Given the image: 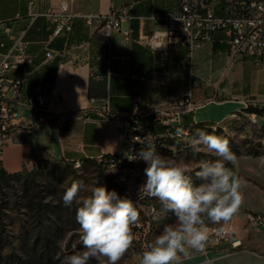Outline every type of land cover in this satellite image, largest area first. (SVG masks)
<instances>
[{"label":"crops","instance_id":"0c3cea01","mask_svg":"<svg viewBox=\"0 0 264 264\" xmlns=\"http://www.w3.org/2000/svg\"><path fill=\"white\" fill-rule=\"evenodd\" d=\"M62 1L68 2L76 16L68 34L54 36L52 22L33 13L57 7ZM224 5L211 3L217 15L225 13ZM120 7L131 16L121 23L129 34H111L106 59L99 51L105 45L101 31L88 26L82 15L108 14ZM178 10V0H33L30 7L28 0H0V61L21 34L26 42L25 57L30 59L18 70L6 72L23 78L19 99L36 83L55 85L65 93V99L51 111L18 107L16 124L0 153V167L12 173L41 160L73 162L124 152L125 120L135 97L140 98L139 108L144 111L174 103L191 91L192 107L181 115L184 125L221 123L242 112L247 104L263 106L264 66L230 56L221 32L191 53L176 37L163 40L159 50L151 49L146 43L149 36L164 29L162 22L151 16ZM47 49L66 53L61 66L58 56L45 57ZM56 112H65L67 117L58 122ZM137 122L155 130L160 127L140 113ZM166 137L175 138L160 135ZM231 222L235 231L229 239L209 245L204 253H192L182 264H204L205 260L211 264H264V226L247 222L239 211ZM238 245L243 248L227 251Z\"/></svg>","mask_w":264,"mask_h":264},{"label":"rangeland","instance_id":"374dc122","mask_svg":"<svg viewBox=\"0 0 264 264\" xmlns=\"http://www.w3.org/2000/svg\"><path fill=\"white\" fill-rule=\"evenodd\" d=\"M196 129H203L226 138L236 156L232 170L242 178L243 203L239 213L264 214V114L238 112L221 123H204L190 126L181 140H171L162 146L161 154L189 162L194 169L201 160L216 157L199 153L193 155L189 138ZM143 161L121 160L115 169L108 168L100 159H86L77 167L61 159L41 160L19 170L20 175L0 180V264H59L57 254L63 256L80 248L79 225L73 202L65 206L62 196L73 181L83 180L89 191L98 185L115 190L121 197L134 203L139 199L140 186L145 182ZM193 180H196L193 173ZM140 223L133 228L134 241L119 264H139L140 253L175 217L164 212L158 201L145 197ZM42 205L38 212L37 206ZM159 213V221L153 219ZM213 224H209L212 226ZM48 247L41 245L42 237ZM90 264H97L95 260Z\"/></svg>","mask_w":264,"mask_h":264},{"label":"clouds","instance_id":"9594fccd","mask_svg":"<svg viewBox=\"0 0 264 264\" xmlns=\"http://www.w3.org/2000/svg\"><path fill=\"white\" fill-rule=\"evenodd\" d=\"M176 137L186 135L182 127ZM193 155L207 153L214 160H201L196 169L185 160H176L157 151L155 137L148 133L143 146L130 148V162L146 164L145 182L140 186L139 199L133 202L115 190L98 185L90 189L83 180L73 181L63 193L65 206L76 202L75 220L79 225L81 247L55 259L59 264H119L134 241L133 228L140 223L145 197L158 201L164 212L175 221L166 224L140 253L139 264H182L192 253H204L213 242L209 224H227L243 203L244 181L232 168L236 156L229 141L203 129H196L189 138ZM193 173L199 183L193 180ZM153 219H161L159 213ZM204 264H211L205 260Z\"/></svg>","mask_w":264,"mask_h":264},{"label":"built area","instance_id":"2783aa9c","mask_svg":"<svg viewBox=\"0 0 264 264\" xmlns=\"http://www.w3.org/2000/svg\"><path fill=\"white\" fill-rule=\"evenodd\" d=\"M71 1V0H69ZM179 10L176 12L166 11L158 16H151L154 21L162 22L164 29L155 30L149 36L146 43L153 50L162 48L163 40L176 37L188 45L190 53L194 48L201 45L203 41L212 39L215 32L222 33V41L227 45L229 55L237 58H249L264 66V0H178ZM224 3L223 15L215 14L211 3ZM33 0H28L29 7ZM53 24L52 35L68 34L72 30L73 20L76 16L66 1L59 3L57 7H49L41 13ZM84 22L88 26H96L104 38V46L100 48L106 59L110 56L109 38L113 32H121L128 35L129 32L122 30L121 23L131 18L125 9L120 7L110 11L108 14H84ZM8 30V28H6ZM25 40L23 34L13 39L10 47L2 54L0 61V153L9 137L12 127L16 124L18 107L25 106L38 111H51L65 99V93L55 85L45 86L40 83L33 84L27 91L26 96L20 100L19 95L23 89L22 77H10L7 71L18 70L22 64L30 62L25 57ZM3 46V42H0ZM66 53L54 52L47 49L46 58L58 56V65L63 64ZM93 76H97L92 73ZM191 91L182 94L174 103H165L155 109L141 111L139 108V97L133 101V110L125 120L127 147L124 152V160L127 159L130 148L139 149L148 133L155 137L157 151L162 152V146L166 142H160V135H174L177 127H182L181 115L191 109ZM95 102V98L90 99ZM55 111V110H54ZM141 111V112H140ZM138 113L149 116L154 123L165 126L158 133L149 131L147 124L137 122ZM58 122L67 117L65 112H56ZM109 114L106 118H109ZM186 133V127H182ZM175 136V135H174ZM184 137V136H183ZM176 137V138H183ZM102 160L108 168L115 169L116 165H107V157ZM75 167V161L72 162ZM247 222L257 226H264V214L257 212L244 213ZM235 227L230 221L227 224H213L210 229L212 243L217 246L229 239L234 233Z\"/></svg>","mask_w":264,"mask_h":264},{"label":"trees","instance_id":"16d2710c","mask_svg":"<svg viewBox=\"0 0 264 264\" xmlns=\"http://www.w3.org/2000/svg\"><path fill=\"white\" fill-rule=\"evenodd\" d=\"M243 111L244 112H247V113H256V114H264V105L261 106V107H257V106H253L252 104H247V106L245 108H243ZM205 122H196V123H193L192 125H197V124H204ZM160 127L155 130L153 127H151L150 125L147 124V127L149 129V131L153 132V133H158V132H161L165 129V126L163 125H160L158 124ZM182 127H186L187 131L189 130L190 126L192 125H184V124H181ZM171 140H175V138L173 137H166V138H160V142H166V143H169ZM119 154H113L112 156H118ZM105 156H108V155H105ZM86 160V159H84ZM81 162L83 160H80ZM228 167H231V164L229 163L227 165ZM20 175V172L19 171H16V172H12V173H7L5 172L1 167H0V180H5V179H9V178H14V177H17ZM42 205L40 204L39 206H37V210L38 212L40 210H42ZM41 241V245L43 247H48V239L44 236L40 239ZM243 247L241 245H238L236 247H233V248H228L227 251L228 252H234V251H239L241 250Z\"/></svg>","mask_w":264,"mask_h":264},{"label":"bare ground","instance_id":"6f19581e","mask_svg":"<svg viewBox=\"0 0 264 264\" xmlns=\"http://www.w3.org/2000/svg\"><path fill=\"white\" fill-rule=\"evenodd\" d=\"M176 140H178V139H176ZM121 160L122 161L124 160V155H122V154H119L118 156H109V157H107V165H116L117 166L120 164ZM80 164H81L80 160H75V167L79 166Z\"/></svg>","mask_w":264,"mask_h":264}]
</instances>
